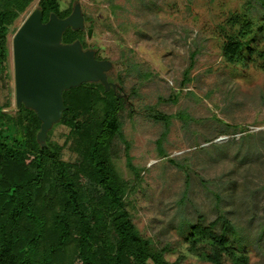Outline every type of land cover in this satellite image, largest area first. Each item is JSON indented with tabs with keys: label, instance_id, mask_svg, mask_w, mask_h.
<instances>
[{
	"label": "rangeland",
	"instance_id": "374dc122",
	"mask_svg": "<svg viewBox=\"0 0 264 264\" xmlns=\"http://www.w3.org/2000/svg\"><path fill=\"white\" fill-rule=\"evenodd\" d=\"M73 1L59 0V11H70ZM78 1L88 16L86 28H92L89 37L82 30L92 41L88 46L113 62L111 72L116 81L122 78L121 91L130 104L120 110L112 143L118 153L114 161L125 176L126 151L140 170L130 196L140 232L169 242L170 260L182 253L183 264H211L187 251L178 224L196 221L200 214L208 221L223 209L243 227L247 264H264V156L250 168L240 162V142L233 140L222 154L211 145L238 139L243 127L264 130V61L248 51L242 64L227 63L222 56L226 34L234 31L226 23L231 12L253 21V46L264 47L260 0ZM37 4L34 0L9 27L0 63L5 76L0 106L5 96L11 98L5 110H15L11 39ZM191 52L190 81L181 86ZM63 131V125H56L46 140L53 147L61 144ZM62 155L70 158L67 148Z\"/></svg>",
	"mask_w": 264,
	"mask_h": 264
},
{
	"label": "trees",
	"instance_id": "16d2710c",
	"mask_svg": "<svg viewBox=\"0 0 264 264\" xmlns=\"http://www.w3.org/2000/svg\"><path fill=\"white\" fill-rule=\"evenodd\" d=\"M33 1L0 0L1 66L9 27ZM37 2L44 20L50 11L58 16L69 12L59 11V0ZM260 6L264 8V0ZM226 23L234 31L226 34L224 61L245 63L244 51L264 61V47L253 46V21L231 12ZM194 54H190L181 86L190 81ZM1 75L0 81L5 77ZM63 96L67 106L59 122L64 127L63 142L55 147L49 141L39 146V120L32 110H5L11 104L9 96L0 106V264H183L184 254L168 259L171 244L143 235L134 222L130 196L141 176L128 151V177L114 161L118 153L112 141L121 109L113 94L100 83H84L64 91ZM241 131L244 134L238 139L212 141L211 145H218L216 152L226 153L236 140L244 148L240 162L255 167L264 156V130L243 127ZM64 148L68 159L62 155ZM217 198L221 201L218 194ZM178 225L190 254L211 264L248 263L240 237L243 227L225 210L208 221L200 214L196 221L183 219Z\"/></svg>",
	"mask_w": 264,
	"mask_h": 264
},
{
	"label": "water",
	"instance_id": "95a60500",
	"mask_svg": "<svg viewBox=\"0 0 264 264\" xmlns=\"http://www.w3.org/2000/svg\"><path fill=\"white\" fill-rule=\"evenodd\" d=\"M42 17L43 8L37 4L11 39L15 111L24 107L35 113L40 147L47 145L48 132L59 124L67 108L64 91L84 83H100L108 91L118 84L107 79L113 68L110 59L96 58V50L83 47L79 39L62 41L68 28L83 30L87 37L92 32L86 28L80 1L74 0L65 16L50 11L46 21Z\"/></svg>",
	"mask_w": 264,
	"mask_h": 264
},
{
	"label": "flooded vegetation",
	"instance_id": "af4514ba",
	"mask_svg": "<svg viewBox=\"0 0 264 264\" xmlns=\"http://www.w3.org/2000/svg\"><path fill=\"white\" fill-rule=\"evenodd\" d=\"M64 16V15H63ZM59 17H62L59 16ZM86 19H88V16H85ZM42 20L43 21H46L47 19H43L42 17ZM75 39H79L83 45V47H86L88 46V44H91L90 42V38L86 39L84 37V32L82 30H72L70 28H68L64 34H63V38H62V41L63 42H71ZM95 56L96 58L98 59H103L105 58V56H103L101 53H100V50L97 49L96 53H95ZM108 81L110 82H115L118 84H116L115 87H112L110 86V89L108 90V92L112 93L114 98H115V102L117 103V107L119 109H123V108H127L128 106H130V104L128 103V97H127V94L125 92H122L121 91V87H120V84L122 83V78L119 77L118 81H116L114 75L111 70L108 72ZM101 85V84H100ZM102 86V85H101Z\"/></svg>",
	"mask_w": 264,
	"mask_h": 264
}]
</instances>
